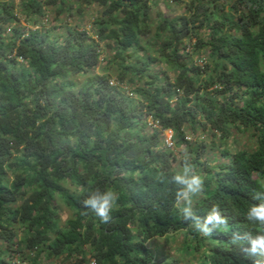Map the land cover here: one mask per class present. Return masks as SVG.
Wrapping results in <instances>:
<instances>
[{
	"label": "trees",
	"instance_id": "16d2710c",
	"mask_svg": "<svg viewBox=\"0 0 264 264\" xmlns=\"http://www.w3.org/2000/svg\"><path fill=\"white\" fill-rule=\"evenodd\" d=\"M57 1L23 0L25 16L44 23L29 28L20 25L13 3L0 1V264H15L16 257L37 264L42 252L89 255L96 264H177L147 242L182 229L200 252L205 237L182 219L171 182L183 167L175 168L181 145L205 181L197 211L204 215L218 204L228 217L198 264H264L232 242L236 232H264L245 218L264 189V0H193L197 12L190 6V15L160 13L155 29L150 9L158 0H78L81 13L103 7L93 32L69 26L61 34L46 26L47 6ZM202 14L206 37L196 26ZM103 41L114 55L95 72ZM88 73L81 86L70 78ZM229 125L254 129L257 147L233 153L223 147L218 153L228 161L211 165L204 155L216 143L197 134L227 146ZM167 129L174 148L165 144ZM97 188L120 196L108 224L83 204ZM57 198L73 211L64 225Z\"/></svg>",
	"mask_w": 264,
	"mask_h": 264
},
{
	"label": "rangeland",
	"instance_id": "374dc122",
	"mask_svg": "<svg viewBox=\"0 0 264 264\" xmlns=\"http://www.w3.org/2000/svg\"><path fill=\"white\" fill-rule=\"evenodd\" d=\"M1 2L7 1L11 2L16 7V13L18 14L20 18V25L22 27H42L44 26L43 22H40V19L37 21L36 25L34 24L35 18L34 17H26L25 14L22 11V2L23 0H0ZM60 1V0H59ZM59 1L50 4L47 6L48 15L50 18V21L46 24L47 28L52 29L56 34H61L66 31L67 27H76L80 30H83L87 28L90 33L93 32V29L91 28V24L95 18L101 15L103 11V7H101L98 4H92L85 6L83 8L82 13L78 10V0H65V4H61ZM193 0H158L157 3H153L150 9V16H151V23L153 29L156 28L157 24L160 20V13L165 15L168 18H172L178 15H185V14H191L189 11V7L193 6V12H197V9L195 7V4L192 3ZM221 4H226V0H220L218 1ZM60 10V11H59ZM192 16V15H191ZM203 14L198 16L196 26H199L198 32L201 36L206 37L207 36V28L202 24L203 20ZM7 36L11 34V31L8 30L6 33ZM148 37L144 38V42L146 43V46H150L151 50H154L156 48L155 45H152V43H147ZM153 40V39H152ZM196 39L193 38L192 42L195 44ZM152 45V46H151ZM192 49V48H188ZM101 50H102V56H101V63L99 66L95 69V72H103V68L107 66L106 61L104 58H111L114 55V49L110 48L107 45V41L101 42ZM202 55H205L210 61L212 59L209 56V50L204 48L200 51ZM153 54L155 51L152 52ZM200 54V53H198ZM194 58H198L196 54L193 55ZM201 59H197V62L199 64V61ZM116 66L117 63L110 65L109 72L112 74V76L116 75ZM161 68H164V65H160ZM90 76V73L88 74H76L71 76L70 78L74 80L78 86H81L87 78ZM131 87H134V84L129 83ZM129 87V86H128ZM229 134L226 136L225 141L227 142L225 146H221L219 137H214L215 139H211V136L207 132L199 131L197 135H204L206 138V142L208 145L211 144V141L213 140L216 143V147H207V151L205 153V158H207V162L211 165H215L220 161L227 162V157L220 156L218 151L220 152L223 147H227L231 153L236 152L240 149H247V150H253L257 147V135L256 131L251 128H245L243 126L238 125H229ZM189 135H192L189 133ZM194 135L193 139L197 136ZM193 142V141H192ZM193 143L192 145H194ZM175 154L177 155V160L175 162V168L179 169L183 166V158L184 154L187 153V155L190 157V160L193 156V153L189 150V147H185L184 145L175 147L174 149ZM19 155L16 148L12 149V155L10 156V159L12 161L15 160L16 156ZM231 155V154H230ZM203 158V161L206 159ZM10 181H13V173L12 170L8 171ZM64 185L67 187H70L74 189V186L70 183L69 180L64 181ZM201 195V194H200ZM199 197V196H198ZM197 198V197H195ZM194 198V200H195ZM22 201H19L18 204H20ZM56 203L59 204V211L61 215V224L64 225L66 220L72 216L73 211L70 207H68L63 201H61L59 198H57ZM23 229H18V236L17 239H20L23 236ZM191 234H188V231L185 229L172 232L167 236H156L149 240L147 242L148 247L153 249L155 252H157V256L159 257L161 254H164L165 256L171 258H177L179 259L177 264H198L200 259L198 258V254L202 253V251L206 248H208L210 245H214L215 241L211 237H205L204 239H201L200 245L201 249L200 252L194 250V247H192L194 243L191 240ZM190 242V243H189ZM37 253H34L33 256H35ZM38 257L37 264H90V257H88L85 260H82L80 255H62L58 257H48L44 252L40 253L39 255H36ZM199 259V260H198ZM25 261V260H24ZM25 264H32L31 261L26 260Z\"/></svg>",
	"mask_w": 264,
	"mask_h": 264
},
{
	"label": "clouds",
	"instance_id": "9594fccd",
	"mask_svg": "<svg viewBox=\"0 0 264 264\" xmlns=\"http://www.w3.org/2000/svg\"><path fill=\"white\" fill-rule=\"evenodd\" d=\"M171 182L176 186L174 193L176 205L182 219L188 223L194 231L204 237H212L228 224V217L223 213L218 204L212 205L204 215H200L195 207V197L200 196L205 189V181L193 168L190 157L184 154L182 169L171 173ZM120 199L119 193L112 189H95L87 194L83 204L90 209L101 223L108 224L111 213ZM255 203H251L245 212V218L253 225L264 226V189L253 196ZM232 242L238 245H246L245 253L252 257H264V232L239 233L232 235Z\"/></svg>",
	"mask_w": 264,
	"mask_h": 264
},
{
	"label": "built area",
	"instance_id": "2783aa9c",
	"mask_svg": "<svg viewBox=\"0 0 264 264\" xmlns=\"http://www.w3.org/2000/svg\"><path fill=\"white\" fill-rule=\"evenodd\" d=\"M199 64L203 65L204 59H201L199 61ZM112 82H113V80H112ZM151 123H153V122L151 121ZM154 125L156 126L157 124H154ZM164 134H165V136H164L165 137V144L170 148H174V140H173L174 132H173V130L172 129L164 130ZM14 262H15V264H25V262L20 260L19 257H16ZM90 264H96V260L94 258L91 259Z\"/></svg>",
	"mask_w": 264,
	"mask_h": 264
}]
</instances>
